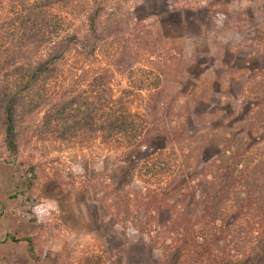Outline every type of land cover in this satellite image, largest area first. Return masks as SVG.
Masks as SVG:
<instances>
[{"label": "rangeland", "instance_id": "rangeland-1", "mask_svg": "<svg viewBox=\"0 0 264 264\" xmlns=\"http://www.w3.org/2000/svg\"><path fill=\"white\" fill-rule=\"evenodd\" d=\"M103 1L105 16L119 24L113 39L100 43L96 57L81 58L84 69L71 47L62 64L74 74L109 63L117 87L127 79L158 76L177 118L170 123L167 115L150 116L149 125L171 131L176 124L188 133L173 142L145 136L115 150L98 140L88 145L38 140L28 132L17 157L8 155L0 138V239L31 236L40 264H179L180 253L162 228L174 205L160 198L153 207L144 205L137 168L174 147L180 164L178 212H186L199 232L206 179L219 188L221 175L237 181L247 172L264 177V0ZM73 19L82 24L83 18ZM113 51L117 54L109 59ZM141 95L144 107L156 92ZM39 115L32 112L28 119ZM22 163L36 167L28 190ZM89 169L94 174L83 177ZM259 227L248 255L247 248H238L222 254L221 264H264V226ZM0 264L36 263L24 243L7 240L0 242Z\"/></svg>", "mask_w": 264, "mask_h": 264}, {"label": "trees", "instance_id": "trees-1", "mask_svg": "<svg viewBox=\"0 0 264 264\" xmlns=\"http://www.w3.org/2000/svg\"><path fill=\"white\" fill-rule=\"evenodd\" d=\"M73 17L83 18L82 24H75ZM108 18L103 0H0V138L8 155H19L20 142L28 132L38 140L82 145L98 140L115 150L128 149L145 136L161 135L170 141L188 133L176 124L171 131L149 125L150 116L167 115L170 123L177 118L158 76L127 79L125 86L117 87L109 63L74 74L62 64L71 48L77 49L78 65L84 69L81 58L96 57L100 43L112 40L119 28ZM116 54L113 51L109 59ZM150 90L157 98L153 96L143 107L141 93ZM23 99L28 102L22 103ZM32 112L40 114L35 121L28 119ZM172 148L147 157L137 168V177L143 183L144 205L153 207L159 198L167 206L174 205L162 228L180 253L179 264H221L222 254L238 248H247L248 255L252 234L264 226V177L247 172L237 181L233 175H221L216 180L219 188L206 179L207 192L198 207L204 228L199 232L186 212H178L180 164ZM35 172V165L22 163L25 190L35 183ZM90 174L94 171H84L83 177ZM237 185L240 191L231 192ZM130 204H123L125 212L131 210ZM23 240L30 257L39 263L32 238Z\"/></svg>", "mask_w": 264, "mask_h": 264}, {"label": "crops", "instance_id": "crops-1", "mask_svg": "<svg viewBox=\"0 0 264 264\" xmlns=\"http://www.w3.org/2000/svg\"><path fill=\"white\" fill-rule=\"evenodd\" d=\"M28 237H31V236H28ZM32 238V237H31ZM24 239V238H23ZM21 240V239H17V238H15V237H12V236H10V235H7V236H5L3 239H0V242H4V241H7V240H11V241H13V242H22V243H24L25 244V246H26V251H27V254H28V256H29V258L34 262V263H36L31 257H30V255H29V253H28V250H27V243L24 241V240ZM33 239V238H32ZM36 264H40V261H39V263H36Z\"/></svg>", "mask_w": 264, "mask_h": 264}]
</instances>
